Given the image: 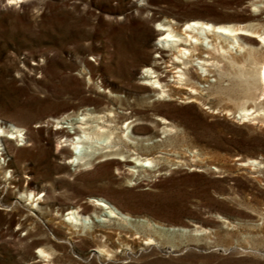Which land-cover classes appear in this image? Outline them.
Segmentation results:
<instances>
[{
  "label": "rangeland",
  "instance_id": "1",
  "mask_svg": "<svg viewBox=\"0 0 264 264\" xmlns=\"http://www.w3.org/2000/svg\"><path fill=\"white\" fill-rule=\"evenodd\" d=\"M192 3L201 9H188ZM258 6L263 3L3 0L0 123L22 129L25 144L12 140L0 156V264H264V121L235 115L241 107L264 110V85L248 77L264 49L248 59L246 50L225 48L229 39L217 40L223 48L208 71L196 65L208 81L192 103L175 96L152 106L140 88L144 66L158 58L159 23L241 19L264 32L261 22L247 21L246 12L258 14ZM159 116L170 119L162 123ZM54 118L73 138L77 118L113 132L111 140L84 146L92 166L67 164L71 147L60 146ZM130 121L145 134H132ZM91 144L108 148L95 158ZM144 156L152 158L146 169L107 164L110 157ZM29 192L37 194L33 204ZM96 199L111 209L92 206ZM86 204L92 209L84 225L67 219L69 209Z\"/></svg>",
  "mask_w": 264,
  "mask_h": 264
},
{
  "label": "bare ground",
  "instance_id": "2",
  "mask_svg": "<svg viewBox=\"0 0 264 264\" xmlns=\"http://www.w3.org/2000/svg\"><path fill=\"white\" fill-rule=\"evenodd\" d=\"M5 1H7V5H13L23 2L24 0ZM247 1L250 6H256L263 3L262 7L258 6L257 8L258 14L254 13V11L250 12V10L249 12H246L249 16L247 21L261 22L264 24V20L260 18V13H264V0ZM2 2L3 0H0V5ZM240 5L241 2L238 4V6ZM187 8L192 11H196L200 10L201 6L199 4L192 3L188 5ZM240 11L241 14L243 13L246 15L245 8H242ZM198 18L199 16H196L191 20H189V18H182V20H185V22H183L180 26H177L175 23H171L170 21L158 24L160 25V28L157 31L160 32V34L159 39L157 40L158 42L155 44L158 58L153 59L149 65L146 64L142 70V73L140 74L142 78V84L140 88L145 90L146 93V96L141 97L142 100H150L153 98L154 100L152 102V106L159 103L160 101L171 102L175 96L183 98L184 103H192L199 100L201 94V91L199 90L200 84L202 82H207L208 78H206L207 75L202 76L201 73L197 71L196 65H198L204 72L208 71V66L210 65L214 52H217L219 49L221 50L223 48L217 44V40L222 37L229 39L227 45L225 46L226 49L235 48L238 49L239 52L246 50L248 53V59H252V56L255 55L258 48L264 49V32H261L259 29L255 28V26L251 25V23L243 25L242 23L244 20L241 19H235L233 22L237 23L232 24L230 21H218L217 23H213L211 21L201 20ZM238 39H240L242 43H240ZM204 54H207V58L204 57ZM255 66V69H251L252 73L251 75L249 73L248 77L253 78L255 83L259 82L260 84L264 85V57L257 59ZM169 77L172 78L173 84L168 83L169 80H167V78ZM131 79L132 78L130 77L128 78L129 81H131ZM243 83H245L248 88L250 87L249 85L253 84L250 83L249 78H245ZM262 100H264V97ZM155 113L157 114L159 111H156ZM235 115L241 122H247L255 119L264 121V110L245 109L244 107H241L236 111ZM158 119L162 123H167V119L170 118L169 116H159ZM54 120H56V129L54 131V135L63 137L62 141H59V144L62 143L66 145L69 143L71 147V149L69 148L70 155L67 159V164L71 166H84V168L92 166V163L90 164L85 159L86 154L89 152L84 151L85 149L83 150L84 146H87L89 140L92 139L111 140V136L113 134V132H107L105 126L102 124H91L89 121L83 118H77V121H75L77 122V125L74 126V128V123H71V129L74 131L72 134L75 137L73 138L71 133L63 128L61 122H59L58 119L54 118ZM4 128L2 127V123H0V156H3V151L10 152V141L12 140L17 142V146H23L25 144L21 142L22 129L14 124L5 125ZM128 128H130L132 134L136 135L145 134L144 131L146 130L145 127L139 126L137 123H134V121L129 122ZM105 142L107 143V141ZM62 144L60 145L61 147L63 146ZM103 145L104 144L92 145L95 151H92L91 155L89 156H95L97 154L95 158L101 157L98 155L99 153L96 152H98V150L101 151L102 149L108 148V145ZM107 152L109 151L101 152V154H103L102 157L110 155L106 154ZM111 154L116 153L113 152ZM148 157L149 156L136 158V162L110 157V161H108L107 164L112 163L116 165V169H118L124 166L130 167L133 163V167L137 166L146 169L150 166L152 161V158ZM108 159L106 158L105 161ZM246 162L252 166L256 165L260 167V163L255 159H248ZM129 172H133V170H127V174L131 175ZM35 195L37 194H34L33 192H29L26 195L29 197V199H33L31 201L32 204L33 201L38 199L36 198L34 200ZM44 196L45 194L40 195V197ZM91 202L93 203L92 206L94 207L96 206L101 209H111L110 206H108L106 203H103L101 200L96 199L94 201L91 200ZM92 206L90 204H86L84 206L80 205L78 208L69 209L67 211V219L72 223L84 225L86 222V217H88L87 213L90 211V209H92ZM107 212L109 217H115L113 211L110 210ZM118 214L122 217H125V215L120 212H118ZM20 224H18V226ZM37 253L38 256L43 260H47L49 258V254L42 249H38Z\"/></svg>",
  "mask_w": 264,
  "mask_h": 264
}]
</instances>
